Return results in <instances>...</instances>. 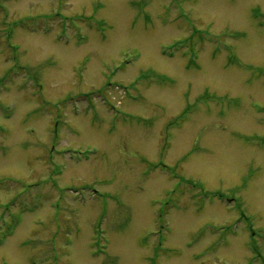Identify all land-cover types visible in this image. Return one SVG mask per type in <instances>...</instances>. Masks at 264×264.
<instances>
[{"label": "rangeland", "instance_id": "rangeland-1", "mask_svg": "<svg viewBox=\"0 0 264 264\" xmlns=\"http://www.w3.org/2000/svg\"><path fill=\"white\" fill-rule=\"evenodd\" d=\"M0 264H264V0H0Z\"/></svg>", "mask_w": 264, "mask_h": 264}]
</instances>
